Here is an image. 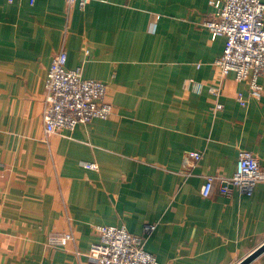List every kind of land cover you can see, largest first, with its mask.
Instances as JSON below:
<instances>
[{
    "label": "crops",
    "instance_id": "0c3cea01",
    "mask_svg": "<svg viewBox=\"0 0 264 264\" xmlns=\"http://www.w3.org/2000/svg\"><path fill=\"white\" fill-rule=\"evenodd\" d=\"M212 2L0 0V264H92L96 226L138 236L154 225L143 248L161 264H237L264 242V183L251 196L200 194L206 176L235 172L240 149L264 168V75L259 99L221 76L225 38L204 27ZM62 47L68 69L106 84L112 108L66 137L46 135L42 121ZM191 150L197 163L183 161ZM69 229L73 244L47 246Z\"/></svg>",
    "mask_w": 264,
    "mask_h": 264
},
{
    "label": "built area",
    "instance_id": "2783aa9c",
    "mask_svg": "<svg viewBox=\"0 0 264 264\" xmlns=\"http://www.w3.org/2000/svg\"><path fill=\"white\" fill-rule=\"evenodd\" d=\"M33 2V0H31ZM68 5L84 8L90 0H66ZM214 11L204 22L211 39L225 38L221 56L214 62L221 76L233 74L238 82L247 84V94L254 99L262 96L263 88L259 78L264 75V1L263 0H213ZM85 54L88 50L85 49ZM64 47L55 53L46 74L43 92V129L46 135L66 137L78 125L93 119H105L111 106L105 102L104 83L84 79L81 67L68 69ZM198 84V83H197ZM196 86V84H195ZM200 87V84L197 85ZM207 91L216 97L220 95V85H207ZM236 100L240 106L247 104V98L238 92ZM222 108L215 104L214 111ZM202 154L199 151L184 153L185 163H197ZM94 168L93 163H81ZM264 183V168L250 151L237 152L235 172L229 177L206 176L200 188L202 197L213 193L229 196L235 188L245 196L253 194L256 184ZM154 229L146 224L142 235L129 233L124 226H96L98 241L90 246L88 257L92 264H161L144 250L143 243ZM75 242L71 229L52 232L46 238L49 247H65Z\"/></svg>",
    "mask_w": 264,
    "mask_h": 264
},
{
    "label": "water",
    "instance_id": "95a60500",
    "mask_svg": "<svg viewBox=\"0 0 264 264\" xmlns=\"http://www.w3.org/2000/svg\"><path fill=\"white\" fill-rule=\"evenodd\" d=\"M263 252H264V242L259 247H257L254 251H252L250 254H248L246 257L240 260L237 264H249Z\"/></svg>",
    "mask_w": 264,
    "mask_h": 264
},
{
    "label": "rangeland",
    "instance_id": "374dc122",
    "mask_svg": "<svg viewBox=\"0 0 264 264\" xmlns=\"http://www.w3.org/2000/svg\"><path fill=\"white\" fill-rule=\"evenodd\" d=\"M89 54V53H88ZM88 54H86V55H88ZM84 78V77H83ZM84 79H87V78H84ZM92 80H94V79H92ZM98 81V80H97ZM100 82H102V81H100ZM102 83H104V82H102ZM105 84V83H104ZM105 86H106V84H105ZM106 90H107V86H106ZM105 94H106V92H105ZM104 100H105V96H104ZM106 102V101H105ZM107 103V102H106ZM80 125H84V124H80ZM94 164V163H93ZM94 167H95V164H94Z\"/></svg>",
    "mask_w": 264,
    "mask_h": 264
}]
</instances>
